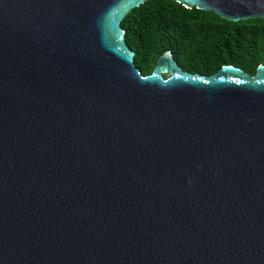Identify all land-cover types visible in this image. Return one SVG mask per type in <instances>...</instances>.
Returning <instances> with one entry per match:
<instances>
[{
    "label": "water",
    "instance_id": "95a60500",
    "mask_svg": "<svg viewBox=\"0 0 264 264\" xmlns=\"http://www.w3.org/2000/svg\"><path fill=\"white\" fill-rule=\"evenodd\" d=\"M145 1L0 0V264H264V67L142 75Z\"/></svg>",
    "mask_w": 264,
    "mask_h": 264
},
{
    "label": "trees",
    "instance_id": "16d2710c",
    "mask_svg": "<svg viewBox=\"0 0 264 264\" xmlns=\"http://www.w3.org/2000/svg\"><path fill=\"white\" fill-rule=\"evenodd\" d=\"M127 47L142 75L170 52L183 72L210 77L223 66L253 76L264 67V19L228 22L171 0H146L121 22Z\"/></svg>",
    "mask_w": 264,
    "mask_h": 264
},
{
    "label": "rangeland",
    "instance_id": "374dc122",
    "mask_svg": "<svg viewBox=\"0 0 264 264\" xmlns=\"http://www.w3.org/2000/svg\"><path fill=\"white\" fill-rule=\"evenodd\" d=\"M155 64H156V61H154V62H153L152 66L154 67V66H155Z\"/></svg>",
    "mask_w": 264,
    "mask_h": 264
}]
</instances>
